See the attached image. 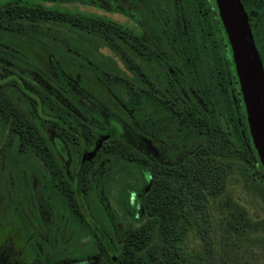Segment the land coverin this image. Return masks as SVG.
Returning <instances> with one entry per match:
<instances>
[{
    "label": "trees",
    "instance_id": "trees-1",
    "mask_svg": "<svg viewBox=\"0 0 264 264\" xmlns=\"http://www.w3.org/2000/svg\"><path fill=\"white\" fill-rule=\"evenodd\" d=\"M106 1L110 10L125 15L124 22L57 2L0 0V235L10 226L24 239L30 235L22 215L27 198L23 183L37 168L35 154L43 152L37 142L38 137L45 139L38 126L39 113L47 116L42 118L47 122L57 118L74 125L55 98L56 91L68 92L66 81L71 79L76 88L92 83L96 90L120 92L122 107L130 110L138 103L127 74L139 72L147 78L155 72L161 89L170 91L167 101L156 98L157 107L175 106L173 112L180 121L177 127L183 137L176 143L187 153L183 175L171 168L176 174L169 183L154 176L142 195L141 221L124 223L120 237L108 233L110 251L94 241L93 249L86 251L100 253V259L88 264H225L218 237L207 239L202 227V212L220 197L224 181L233 172L231 164L213 160V146L225 141L237 160L263 181L264 172L251 144L230 48L214 0ZM239 1L247 14L258 9L262 0ZM254 18L260 26L261 14ZM250 30L254 38L251 26ZM101 47L120 58L124 71L110 56L100 53ZM256 50L262 63V54ZM145 100L139 104L146 105ZM75 128H79L76 122ZM68 147L74 152L73 146ZM101 150L114 156L134 154L118 138L105 142ZM57 193L56 219L63 218L76 230L81 211L69 209L64 192ZM91 205L84 210L102 218L103 205ZM189 233L198 236V245L191 248ZM78 238L76 235L72 242ZM30 244L26 250L34 251ZM63 246L49 244L43 250L58 253L60 258L66 251Z\"/></svg>",
    "mask_w": 264,
    "mask_h": 264
},
{
    "label": "flooded vegetation",
    "instance_id": "flooded-vegetation-1",
    "mask_svg": "<svg viewBox=\"0 0 264 264\" xmlns=\"http://www.w3.org/2000/svg\"><path fill=\"white\" fill-rule=\"evenodd\" d=\"M258 6V9L248 10L246 15L255 33L253 42L262 54L264 73V0ZM257 13L263 18L260 26L254 18ZM150 46L156 48L154 43ZM99 51L110 56L124 71L119 57L106 48L101 47ZM127 75L135 87L133 94L138 103L130 110L122 107L120 92L96 90L92 83L89 88H76L71 79L66 81L70 90L64 93L56 91V96L61 99L55 98L79 128H75V122L73 125L57 118L54 122H47L42 119L47 116L39 113L42 118L38 126L45 139L38 137L37 142L43 152L35 154L37 170L30 171L29 179L23 183L27 198L22 206V215L30 235L24 239L12 226L4 229L0 235V254L5 255L8 263L59 264L61 261L62 264H88L92 259L99 260L100 253L86 250L93 249V242L98 240L110 251L106 239L108 233L109 237H120L124 223L138 224L141 221L142 195L154 176L163 177L169 183L176 174L171 168L178 169L179 176L183 175L187 153L176 143L183 134L177 127L180 121L173 112L175 106L156 105V98L167 101L170 91L161 89L162 83L155 72L147 78L139 72ZM140 100H145L146 105H140ZM51 109L62 111L59 107ZM115 138L128 144L134 154L114 156L102 153V145ZM68 146H73L74 152H70ZM49 150L51 153H47ZM57 191L64 192L69 209L75 208L73 211L82 213H78L80 225L76 230L64 223L63 218L56 219ZM91 202L103 205L102 218L101 215L92 217L84 210V206L91 208ZM76 235L79 238L72 242ZM85 241L87 246L82 248V244L78 245ZM30 243L34 245V251L26 250ZM59 243L66 249L60 258L58 253L43 250L49 244L56 248ZM3 247L17 251L4 253L1 251ZM111 258L114 261L113 255Z\"/></svg>",
    "mask_w": 264,
    "mask_h": 264
},
{
    "label": "rangeland",
    "instance_id": "rangeland-1",
    "mask_svg": "<svg viewBox=\"0 0 264 264\" xmlns=\"http://www.w3.org/2000/svg\"><path fill=\"white\" fill-rule=\"evenodd\" d=\"M42 1L47 5L53 1L81 12L105 15L117 22L126 20L121 13L110 10L106 0L97 4L74 0ZM213 147L215 152L210 154L213 160L231 164L233 172L224 181L220 197L202 212L201 217L205 219L202 227L206 229L204 237H218V249L225 264H264V181L259 174H252L249 167L237 160L234 150L227 148L225 141ZM217 150L222 151V155L216 153ZM245 184L251 188L245 187ZM188 236L190 248L198 245L197 235L189 233ZM78 245L82 248L87 246L86 241ZM3 248L1 251L4 253L10 250ZM10 251L17 250L11 248ZM5 258L0 254V264H10Z\"/></svg>",
    "mask_w": 264,
    "mask_h": 264
},
{
    "label": "water",
    "instance_id": "water-1",
    "mask_svg": "<svg viewBox=\"0 0 264 264\" xmlns=\"http://www.w3.org/2000/svg\"><path fill=\"white\" fill-rule=\"evenodd\" d=\"M214 3L230 48L251 144L264 172L263 68L253 42L247 15L240 1L214 0Z\"/></svg>",
    "mask_w": 264,
    "mask_h": 264
}]
</instances>
